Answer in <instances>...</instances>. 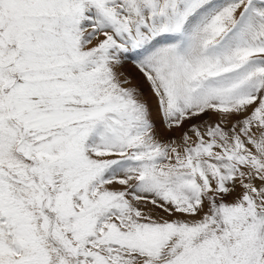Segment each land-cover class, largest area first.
Masks as SVG:
<instances>
[{
  "label": "snow or ice",
  "instance_id": "snow-or-ice-1",
  "mask_svg": "<svg viewBox=\"0 0 264 264\" xmlns=\"http://www.w3.org/2000/svg\"><path fill=\"white\" fill-rule=\"evenodd\" d=\"M0 264H264V0H0Z\"/></svg>",
  "mask_w": 264,
  "mask_h": 264
},
{
  "label": "rangeland",
  "instance_id": "rangeland-1",
  "mask_svg": "<svg viewBox=\"0 0 264 264\" xmlns=\"http://www.w3.org/2000/svg\"><path fill=\"white\" fill-rule=\"evenodd\" d=\"M208 117H202L201 119H207ZM198 122V121H197Z\"/></svg>",
  "mask_w": 264,
  "mask_h": 264
}]
</instances>
